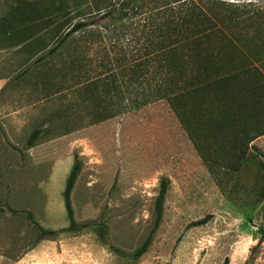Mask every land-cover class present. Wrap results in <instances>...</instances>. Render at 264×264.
<instances>
[{"label":"rangeland","instance_id":"1","mask_svg":"<svg viewBox=\"0 0 264 264\" xmlns=\"http://www.w3.org/2000/svg\"><path fill=\"white\" fill-rule=\"evenodd\" d=\"M88 1L0 0V20H13L0 36V264H264V159L249 150L246 166L227 171L202 131L205 111L198 151L167 102L148 97L160 76L119 69L144 57L132 48L149 27L140 25L168 0H130L119 22L88 16ZM217 1L224 32L264 76V0ZM86 17L96 23L50 53ZM259 113L252 124L264 128V106ZM250 146L264 156V135ZM75 161L76 227L67 229L63 191ZM161 180L160 225L134 258L153 231Z\"/></svg>","mask_w":264,"mask_h":264},{"label":"trees","instance_id":"2","mask_svg":"<svg viewBox=\"0 0 264 264\" xmlns=\"http://www.w3.org/2000/svg\"><path fill=\"white\" fill-rule=\"evenodd\" d=\"M129 1L90 0L87 2V9L91 12L87 15L91 16L96 12L100 19L111 18L119 22L128 17L124 9L130 6ZM151 1L153 0H146V3ZM117 5L121 6L120 11ZM226 12L224 4L217 0H168L160 10L149 13L140 25L143 28L149 27L143 33V44L138 45L139 49L132 48L138 53L143 51L144 57L136 60L133 66H119V69L135 78L141 77L145 72L160 76L159 80L153 79V83L149 84L151 90L148 97L167 102L198 151V111H205L204 122L201 124L205 139L212 138L215 139L214 143L220 144L215 148V153L227 160V171L237 173L239 167L241 169L246 166L249 150L264 159L255 146H250L251 142L264 135V128H257L252 124V121L261 116L259 111L264 106V76L254 60L245 62L246 54L238 45L239 39L235 40V37L227 36L224 32V24L221 22ZM86 19L87 17L76 22L50 53L60 49L74 33L96 23L95 20ZM161 20V24H158L157 21ZM12 21L8 17L0 20V36L12 29ZM216 31L219 34L216 35ZM117 46L120 51L125 49L123 43H118ZM261 76L263 80L260 79ZM212 99L217 101L218 117H213V112L208 107ZM247 117L250 121L244 127L241 121L247 120ZM38 133L36 130L31 134L27 147L32 146ZM219 150L223 153L218 152ZM80 167V162L73 163L64 186L63 204L69 223L67 229L76 227L71 193ZM167 191L166 180H161L155 201L153 231L135 251L134 258H139L147 251L152 233L160 225ZM207 222L208 218L197 220L191 227L202 226ZM43 233L56 234L55 231ZM223 264H228L227 259Z\"/></svg>","mask_w":264,"mask_h":264}]
</instances>
